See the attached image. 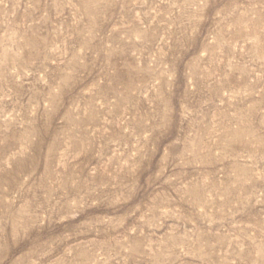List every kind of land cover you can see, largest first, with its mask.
<instances>
[{
  "label": "rangeland",
  "instance_id": "374dc122",
  "mask_svg": "<svg viewBox=\"0 0 264 264\" xmlns=\"http://www.w3.org/2000/svg\"><path fill=\"white\" fill-rule=\"evenodd\" d=\"M0 264H264V0H0Z\"/></svg>",
  "mask_w": 264,
  "mask_h": 264
}]
</instances>
